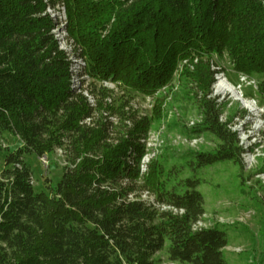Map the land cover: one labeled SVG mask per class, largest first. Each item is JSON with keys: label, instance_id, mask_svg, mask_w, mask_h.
I'll return each instance as SVG.
<instances>
[{"label": "trees", "instance_id": "1", "mask_svg": "<svg viewBox=\"0 0 264 264\" xmlns=\"http://www.w3.org/2000/svg\"><path fill=\"white\" fill-rule=\"evenodd\" d=\"M58 4L70 51L46 12ZM223 54L235 72L257 77L264 100V0H0V136L20 141L0 169V264H154L162 250L174 264H227L222 227H195L204 215L200 170L242 167L238 136L209 97L208 59ZM183 61L184 82L195 78L202 94V121L189 133L207 134L214 147L160 157L142 174L149 122L125 112L123 99L113 109L111 91L94 83L152 95ZM107 112L123 118L122 129L95 117ZM55 150L65 155L61 175L36 191L25 156Z\"/></svg>", "mask_w": 264, "mask_h": 264}, {"label": "rangeland", "instance_id": "2", "mask_svg": "<svg viewBox=\"0 0 264 264\" xmlns=\"http://www.w3.org/2000/svg\"><path fill=\"white\" fill-rule=\"evenodd\" d=\"M62 7L58 4V8L46 12L58 21L52 32L60 48L70 51L71 47L65 41L66 16ZM71 60L75 62L74 58ZM208 60L210 70L216 72L209 97L219 103L220 118L222 122H228V127L236 132L244 153L241 156L242 167L221 162L200 170L201 183L198 190L204 200L201 227L220 225L225 231L228 242L223 257L227 264H264V100L257 92L256 76L249 77L235 72L225 54L212 55ZM196 62L193 60L186 64L190 71L193 72ZM79 63V60L74 63L73 68H78ZM185 63L183 61L178 64L167 87L152 95L132 93L124 97L114 83H94L97 88L106 87L111 91L105 101L113 109H118L123 99L128 102L125 112L133 114L137 119L144 117L149 122L144 142V174L150 162L160 157L172 162L187 151L196 152L214 147L215 142L207 134L191 136L189 133L202 121V113L197 104L202 94L195 78H185L187 83L184 82L181 70ZM242 76L245 78L244 83L240 81ZM219 80L230 83L240 91L244 99L253 102L254 110L244 107L230 94L218 92ZM90 85L91 81L85 79L83 93L94 105V97L89 91L86 93L85 89L90 88ZM95 117L109 118L116 131L122 129L123 118L116 112L103 113L101 116L95 113ZM19 146L18 138L8 134L0 136V169L5 152ZM25 161L32 170V184L36 191L44 190L47 183L55 184L66 163L61 150H55L42 158L25 156ZM145 200L151 201L149 197ZM153 259L154 264H174L168 261L165 250L157 253Z\"/></svg>", "mask_w": 264, "mask_h": 264}, {"label": "bare ground", "instance_id": "3", "mask_svg": "<svg viewBox=\"0 0 264 264\" xmlns=\"http://www.w3.org/2000/svg\"><path fill=\"white\" fill-rule=\"evenodd\" d=\"M217 90L220 93H228L230 94L235 100L239 101L244 107H247L251 110H254L255 105L253 102H249L248 100L244 99L240 93L228 82L224 80H219L217 85Z\"/></svg>", "mask_w": 264, "mask_h": 264}, {"label": "built area", "instance_id": "4", "mask_svg": "<svg viewBox=\"0 0 264 264\" xmlns=\"http://www.w3.org/2000/svg\"><path fill=\"white\" fill-rule=\"evenodd\" d=\"M62 7V6H61ZM56 8H58V6H56ZM63 8V7H62ZM49 10V9H48ZM52 18L53 19H56V17H54V16H52ZM76 84H77V80L76 79H74L73 80ZM240 81H241V83H244L245 82V78L242 76V77H240ZM239 87V86H238ZM239 89V88H238ZM240 92V91H239ZM240 95H241V93H240ZM220 121L222 122V120H221V118H220ZM222 123H225V122H222ZM143 163H144V158L142 159V161H141V165H140V172L141 173H143ZM144 198L145 199H147L145 196H144ZM164 209H167V210H171V211H173L174 213H177V211L176 210H174V209H171V208H169V207H164ZM182 212L183 211H179V214H182ZM201 223L202 222H198L196 225H195V227L196 228H201Z\"/></svg>", "mask_w": 264, "mask_h": 264}]
</instances>
